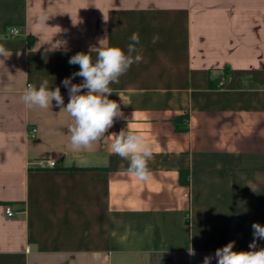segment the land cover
<instances>
[{
  "label": "crops",
  "instance_id": "crops-1",
  "mask_svg": "<svg viewBox=\"0 0 264 264\" xmlns=\"http://www.w3.org/2000/svg\"><path fill=\"white\" fill-rule=\"evenodd\" d=\"M11 26L22 34L6 39ZM134 32L143 60L110 85L124 118L109 133L128 125L151 144L144 182L107 147L73 151L55 101L21 100L47 79L66 106L70 57L101 40L126 52ZM0 44V264H203L231 241L251 250L252 224L264 226V0H0Z\"/></svg>",
  "mask_w": 264,
  "mask_h": 264
},
{
  "label": "clouds",
  "instance_id": "clouds-1",
  "mask_svg": "<svg viewBox=\"0 0 264 264\" xmlns=\"http://www.w3.org/2000/svg\"><path fill=\"white\" fill-rule=\"evenodd\" d=\"M46 12L36 18V26L40 30L48 28L51 19ZM9 37L14 39L20 35L18 28H10ZM125 52L119 46H109L101 40L98 48H90L89 53L79 52L70 57V65H79V71L66 77L62 84L68 90L69 101L65 106L59 86L54 89L52 82L45 79L39 86L31 83L24 88L21 100L29 110L39 108L49 110L55 101L60 112H65L72 119L69 127L70 146L73 151L89 150L95 144L107 147L111 154L117 155L128 162V173L138 181L144 182L150 178L149 163L154 159L153 149L144 137L122 128L118 133H109L117 119L124 118L120 104L109 97L113 95L112 84H118L120 77L125 75L133 64L143 60L140 36L134 32ZM156 37L153 43L157 42ZM96 50L95 60L90 53ZM11 53L0 44V56L9 57ZM81 77L82 83L75 84L72 80ZM86 90V91H84ZM106 133H108L106 135ZM253 240L249 244V251H235V241L216 249L214 257L207 255L203 264H211L213 258L217 264H264V248L257 250V241L264 239V226L252 224ZM189 255H195L194 250L188 249Z\"/></svg>",
  "mask_w": 264,
  "mask_h": 264
},
{
  "label": "built area",
  "instance_id": "built-area-1",
  "mask_svg": "<svg viewBox=\"0 0 264 264\" xmlns=\"http://www.w3.org/2000/svg\"><path fill=\"white\" fill-rule=\"evenodd\" d=\"M14 26H11V27H8L7 28V32L9 33V29L10 28H13ZM15 28H18V27H15ZM19 29V31H20V34H22V31L20 30V28H18ZM10 34V33H9ZM36 133H37V128L36 127H30L29 128V134H30V137L31 138H33V137H35L36 136ZM56 166V163L55 162H53V161H46V163H45V167H51V168H53V167H55ZM5 212H6V215L8 216V217H11V216H13L14 215V211H13V209H12V207L11 206H6V208H5Z\"/></svg>",
  "mask_w": 264,
  "mask_h": 264
},
{
  "label": "trees",
  "instance_id": "trees-1",
  "mask_svg": "<svg viewBox=\"0 0 264 264\" xmlns=\"http://www.w3.org/2000/svg\"><path fill=\"white\" fill-rule=\"evenodd\" d=\"M186 118L187 116H180L176 119V125H177L178 130L181 131L185 129V126L184 125L182 126V122L185 121Z\"/></svg>",
  "mask_w": 264,
  "mask_h": 264
}]
</instances>
